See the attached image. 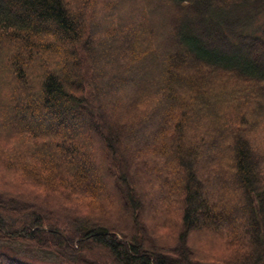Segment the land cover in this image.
I'll return each mask as SVG.
<instances>
[{"label":"trees","instance_id":"obj_1","mask_svg":"<svg viewBox=\"0 0 264 264\" xmlns=\"http://www.w3.org/2000/svg\"><path fill=\"white\" fill-rule=\"evenodd\" d=\"M264 0H0V264H264Z\"/></svg>","mask_w":264,"mask_h":264},{"label":"rangeland","instance_id":"obj_2","mask_svg":"<svg viewBox=\"0 0 264 264\" xmlns=\"http://www.w3.org/2000/svg\"><path fill=\"white\" fill-rule=\"evenodd\" d=\"M264 30V29H263Z\"/></svg>","mask_w":264,"mask_h":264}]
</instances>
